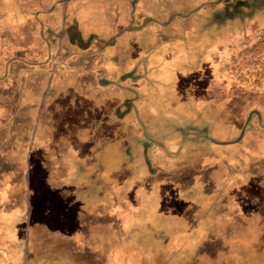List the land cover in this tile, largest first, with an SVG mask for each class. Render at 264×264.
<instances>
[{
	"label": "rangeland",
	"instance_id": "1",
	"mask_svg": "<svg viewBox=\"0 0 264 264\" xmlns=\"http://www.w3.org/2000/svg\"><path fill=\"white\" fill-rule=\"evenodd\" d=\"M0 264H264V0H0Z\"/></svg>",
	"mask_w": 264,
	"mask_h": 264
}]
</instances>
